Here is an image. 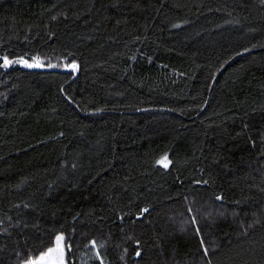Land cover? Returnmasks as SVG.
I'll return each instance as SVG.
<instances>
[{"label": "trees", "instance_id": "obj_1", "mask_svg": "<svg viewBox=\"0 0 264 264\" xmlns=\"http://www.w3.org/2000/svg\"><path fill=\"white\" fill-rule=\"evenodd\" d=\"M59 234L264 264V0H0V264Z\"/></svg>", "mask_w": 264, "mask_h": 264}, {"label": "rangeland", "instance_id": "obj_2", "mask_svg": "<svg viewBox=\"0 0 264 264\" xmlns=\"http://www.w3.org/2000/svg\"><path fill=\"white\" fill-rule=\"evenodd\" d=\"M62 236L64 238V236L62 234L57 235V237ZM57 237L55 239V243L51 248L56 247V243H57ZM104 244V245H100ZM63 245H64V240H63ZM49 250V249H48ZM48 250L46 252H48ZM45 252V253H46ZM45 253H42L41 255H39L38 257L27 261L23 264H31V262L33 261H37L39 260V258L44 255ZM79 257V261L81 264H88L90 261L92 260H99L101 261L102 264H109L107 257H106V242L105 241H99V243H96L95 245H93L92 243L88 244L86 247H84L78 254ZM64 261L66 264V260H65V255H64ZM46 264H52V261L49 260L46 262Z\"/></svg>", "mask_w": 264, "mask_h": 264}, {"label": "snow or ice", "instance_id": "obj_3", "mask_svg": "<svg viewBox=\"0 0 264 264\" xmlns=\"http://www.w3.org/2000/svg\"><path fill=\"white\" fill-rule=\"evenodd\" d=\"M11 61L5 60V66H7ZM28 67L40 66L37 62L36 64L27 65ZM74 67V66H73ZM167 165L165 164V167ZM64 238L62 236L57 237L56 247L49 248L48 252L42 255L39 260L31 262V264H46L47 261L51 260L52 264H65L64 255L65 248L63 245Z\"/></svg>", "mask_w": 264, "mask_h": 264}, {"label": "crops", "instance_id": "obj_4", "mask_svg": "<svg viewBox=\"0 0 264 264\" xmlns=\"http://www.w3.org/2000/svg\"><path fill=\"white\" fill-rule=\"evenodd\" d=\"M92 244H93V245H95V244H96V242L94 241V242H92Z\"/></svg>", "mask_w": 264, "mask_h": 264}]
</instances>
